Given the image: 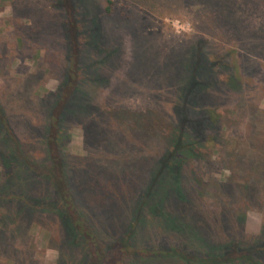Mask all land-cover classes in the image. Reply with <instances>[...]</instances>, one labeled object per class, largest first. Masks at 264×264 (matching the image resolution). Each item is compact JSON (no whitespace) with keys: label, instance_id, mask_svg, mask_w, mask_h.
Segmentation results:
<instances>
[{"label":"rangeland","instance_id":"rangeland-1","mask_svg":"<svg viewBox=\"0 0 264 264\" xmlns=\"http://www.w3.org/2000/svg\"><path fill=\"white\" fill-rule=\"evenodd\" d=\"M55 2L0 0V102L32 159L43 155L41 130L45 106L52 99L46 92L57 90L59 69L66 56L59 23L62 12L51 7ZM87 3L83 20L94 21L103 29L100 31L103 47L119 49L107 76L117 84L116 77L124 76L127 67L136 62V70L147 68L144 75L157 81L156 96L162 100L148 107H136L134 95L121 94L120 98L110 100V108L103 110L118 117L128 131L147 139L143 145L133 147L131 155L136 161L131 172L117 165V172L122 176L127 173L128 181L120 189H114L121 198L107 217L103 216L100 204L82 201L85 213L99 230L100 243L108 245L127 230L125 217L130 204L126 198L134 195L133 200L138 199L146 184L140 161L143 158L150 161L151 154L158 149L156 143L172 130L173 87L176 90L177 82L187 77L184 56L197 42L206 44L211 58L226 53L237 67L239 83L229 86L230 74L223 71L218 74L213 90L207 93L206 102L215 105L220 123L211 131L215 133V141L206 147L198 145L199 154L188 161L189 167L201 177V185L200 192L191 193L195 204L181 205L182 212L213 240L232 238L252 242L264 238V9L255 6L252 10L250 0H88ZM107 8L110 12H106ZM233 23V28L222 35L221 24ZM105 32L112 38L108 39ZM51 55L60 64L59 73L48 72ZM122 99L130 100V108L120 106ZM75 107H70L66 114L67 128L61 142L62 152L68 155L71 164L76 162L75 156L85 160L91 154L101 157L110 152L128 154L105 140L109 129L94 130L93 112L82 113ZM1 165L0 157L3 173L0 178L14 175V165L8 174ZM245 183H249L248 192ZM36 187L35 195L46 192L40 184ZM76 194H82L79 188ZM15 207L12 202L0 205V264H76L80 260L81 250L67 242L57 218L37 213L12 222L8 214ZM143 224L128 249L121 243L105 250V264H179L169 258L146 259L143 248L188 245L191 235Z\"/></svg>","mask_w":264,"mask_h":264},{"label":"trees","instance_id":"trees-1","mask_svg":"<svg viewBox=\"0 0 264 264\" xmlns=\"http://www.w3.org/2000/svg\"><path fill=\"white\" fill-rule=\"evenodd\" d=\"M87 1L56 0L51 4L52 8H59L62 12L59 23L64 34L66 56L64 65L61 63L59 69L57 90L54 93L46 92L52 99L45 106L41 157L32 159L27 155L0 102L1 166L7 174L11 166L16 167L14 175L0 178V205L11 202L16 205V210L8 214L10 220L29 219L37 213L54 216L59 220L67 242L81 250V258L76 264H105V250H112L121 243L122 247L128 249L129 242L136 241L144 222L156 224L166 232L184 231L191 235L188 245L143 248L146 259L169 258L179 264H264V238L252 242L232 238L213 240L200 231L193 221L189 222L182 212L181 205L195 204L191 193L200 192L201 185V177L189 167L188 161L199 154L198 145L206 147L215 141V133L211 131L216 130L220 123L217 108L206 102L207 93L213 90L218 74L223 71L230 74L229 86L239 83L237 67L231 59L229 61V56L225 53V56L211 58L204 42H197L193 49L185 53L184 66L188 73L181 83L177 82L176 90L173 87L170 110L174 121L169 136L160 138L158 144L153 139L158 149L151 154L150 161L145 158L140 161V171L144 174L142 179L146 184L138 199L133 200L134 195L126 198L130 204L125 217L127 230L120 239L108 245L100 243L99 230L85 213L82 201L100 204L105 213L103 216L107 217L121 198V194L114 189H120L121 184L128 181V174L122 176L117 172V165L131 172L133 161H136L135 156L131 155L133 147L135 144L143 145L147 139L140 133L128 131L121 126L118 117L116 119L103 110L108 106L110 108V100L120 98L121 94L123 97L134 95L136 107H148L162 100L156 96L157 81L144 75L147 68L137 71L136 62L127 67L124 76L116 77L117 84L107 76L106 73L112 68L110 62L119 49L116 46L112 49L103 47L100 43V31L103 29L94 21L83 20ZM255 6L264 9V0H250L252 10ZM106 12H110V9L107 8ZM230 26L221 24V34H227V29H232L234 23ZM105 34L108 39L112 38L109 32ZM54 59L55 56L51 55L49 65L52 66L48 72L55 70L56 74L59 73L60 64ZM135 72L139 74L135 75ZM129 105V99L120 102V106L126 109L130 108ZM73 106L82 113H86L85 110L93 112L91 125L94 130L99 129L100 132V129H109L105 140L112 141L118 149L126 150L128 154L110 152L107 157L91 154L85 160L75 156L76 162L71 164L68 155L62 152L61 142L67 128L65 117ZM37 184L46 191L44 194L35 195L33 190ZM78 188L82 192L80 196L76 194ZM249 188V183H245L246 192Z\"/></svg>","mask_w":264,"mask_h":264}]
</instances>
